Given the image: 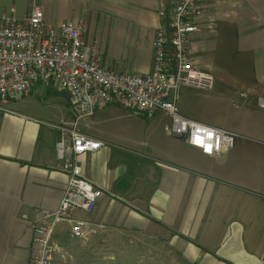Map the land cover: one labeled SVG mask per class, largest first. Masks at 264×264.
Listing matches in <instances>:
<instances>
[{
    "label": "crops",
    "instance_id": "crops-1",
    "mask_svg": "<svg viewBox=\"0 0 264 264\" xmlns=\"http://www.w3.org/2000/svg\"><path fill=\"white\" fill-rule=\"evenodd\" d=\"M32 4L47 23L85 21L105 67L144 75L174 0H0V17L22 18ZM195 21L192 60L215 84L181 87L177 105L237 133L234 146L206 156L170 134L162 112L101 105L76 128L103 143L78 159L102 195L90 213L72 212L83 238L69 236V221L54 225L52 264H264V0H211ZM210 107L218 123L202 116ZM74 118L53 83L0 102V264H34L33 227L66 184L56 126Z\"/></svg>",
    "mask_w": 264,
    "mask_h": 264
},
{
    "label": "built area",
    "instance_id": "built-area-1",
    "mask_svg": "<svg viewBox=\"0 0 264 264\" xmlns=\"http://www.w3.org/2000/svg\"><path fill=\"white\" fill-rule=\"evenodd\" d=\"M211 0H174L167 24L152 40L150 71L144 75L118 72L102 64L100 50L88 45L85 21L47 23L41 7L32 4L22 18L0 17V102L17 100L36 83H53L66 91L75 110L70 125L56 126L59 138L55 152L66 184L58 207L41 210L33 227L36 244L34 264H52L54 225L69 221V236L83 238L84 222L72 218L75 210L90 213L102 191L88 180L79 157L98 150L103 143L81 133L78 120L98 107L118 101L151 117L162 112L169 118L168 131L206 156H221L234 146L238 134L182 115L178 91L183 86L211 90L214 75L197 66L191 56V35L196 19L208 10Z\"/></svg>",
    "mask_w": 264,
    "mask_h": 264
},
{
    "label": "rangeland",
    "instance_id": "rangeland-1",
    "mask_svg": "<svg viewBox=\"0 0 264 264\" xmlns=\"http://www.w3.org/2000/svg\"><path fill=\"white\" fill-rule=\"evenodd\" d=\"M99 38V41L98 42H101V37H98ZM102 57V55H101ZM53 97H57L59 99H61L60 97H64V96H60V95H54ZM65 98H63V101H64ZM220 102L216 101V104L220 105L219 104ZM212 105H215V103L212 102ZM178 106V105H177ZM202 112V116L203 117H209V118H212L213 120H215L216 122L215 123H218L219 120L221 118H223V115L220 114L219 112H217L216 110H213V107H210V108H207V109H204V110H201ZM225 116V115H224ZM146 118V117H145ZM147 119V118H146ZM76 239V238H75Z\"/></svg>",
    "mask_w": 264,
    "mask_h": 264
}]
</instances>
